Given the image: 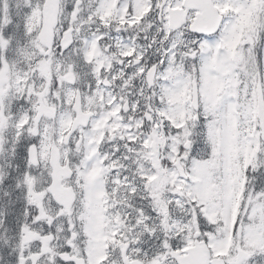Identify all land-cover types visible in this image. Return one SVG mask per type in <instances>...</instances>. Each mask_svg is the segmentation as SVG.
<instances>
[{
	"label": "snow or ice",
	"instance_id": "1",
	"mask_svg": "<svg viewBox=\"0 0 264 264\" xmlns=\"http://www.w3.org/2000/svg\"><path fill=\"white\" fill-rule=\"evenodd\" d=\"M0 264H264V0H0Z\"/></svg>",
	"mask_w": 264,
	"mask_h": 264
}]
</instances>
